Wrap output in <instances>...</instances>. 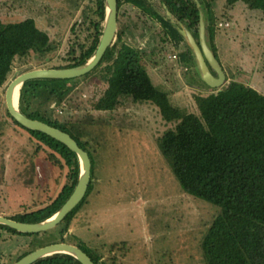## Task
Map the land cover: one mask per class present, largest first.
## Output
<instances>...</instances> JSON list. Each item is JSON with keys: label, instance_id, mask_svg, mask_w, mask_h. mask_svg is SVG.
I'll use <instances>...</instances> for the list:
<instances>
[{"label": "trees", "instance_id": "1", "mask_svg": "<svg viewBox=\"0 0 264 264\" xmlns=\"http://www.w3.org/2000/svg\"><path fill=\"white\" fill-rule=\"evenodd\" d=\"M92 1L96 5L93 11L95 19L85 10L82 23L72 28L76 34L77 28L90 22L89 30H94L92 40L90 43L76 42V47L68 53L66 64L52 69L85 65L97 52L103 36L106 0ZM118 2L119 23L123 8L131 5L159 22L175 48H186L177 60L183 69H188L192 87L198 90L194 93L197 112L174 103L168 92L156 86L147 70L145 53L125 40L123 29L118 30L101 64L89 75L72 80L27 82L20 92V110L33 120L71 135L92 159V182L83 202L51 231L24 234L0 225V264H16L40 248L60 243L79 247L95 264H122L129 254L124 244L103 250L90 249L75 234L72 225V220L87 202L94 187L95 165L89 151L91 144L86 140L89 129L85 121L76 119L73 114L59 117L58 110L75 108L69 98L78 89L81 79L98 70H102L101 78L107 83V88L100 100L94 103L93 110L115 112L124 107L128 99L158 108L161 119L173 126L160 139L161 149L171 161L184 192L221 208V213L205 227L201 249L206 264H264V92L240 78L241 67L235 63L237 51L230 46L237 42L234 32L218 29L222 21L236 23L237 15L243 11L248 15L262 14L264 17V0H162L170 14L197 40L200 7H204L211 46L228 76L225 86L218 89L204 83L180 27L161 15L150 0ZM53 51L51 36L41 29L36 20L4 22L0 19V90L18 76L35 70L31 66L14 77L19 60L39 58L49 61ZM260 52L261 61L255 74L264 73V48ZM238 60L241 63L242 59ZM77 108L81 109L80 106ZM6 111L13 123L29 136V144L34 149L30 160L34 180L38 172L37 159L50 164L55 182L39 202L5 217L23 223H41L56 215L73 195L79 183L80 161L65 144L44 133L26 129L14 120L8 109ZM35 264L82 263L72 256L59 254Z\"/></svg>", "mask_w": 264, "mask_h": 264}, {"label": "rangeland", "instance_id": "2", "mask_svg": "<svg viewBox=\"0 0 264 264\" xmlns=\"http://www.w3.org/2000/svg\"><path fill=\"white\" fill-rule=\"evenodd\" d=\"M150 1L161 15L177 27L182 26L162 0ZM95 7L92 0H0V19L36 20L51 36L54 47L49 61L19 60L13 76L31 66L36 70L66 64L76 42L92 40L90 22L77 28L76 34L72 28L82 23L85 10L95 19ZM200 8L204 11L203 6ZM235 22L222 21L218 29L234 32L237 42L230 46L237 51L235 63L241 67L240 78L264 92V73L255 74L261 61L260 50L264 48V17L243 11ZM119 29L126 32V41L145 53L147 70L156 86L168 92L174 103L197 112L194 93L198 90L192 87L188 69H183L175 58L186 48H175L159 22L131 5L122 10ZM217 44L220 45L218 40ZM101 72L81 79L69 98L75 108L64 105V110H58L59 117L73 114L85 121L89 129L86 140L91 144L89 151L95 165L94 187L72 220L75 234L90 249L126 245L129 254L122 264H206L201 249L205 227L221 213V208L184 192L171 161L161 149L160 139L173 126L161 119L158 108L128 99L115 112L93 110L107 88ZM8 86L0 90L2 216L20 213L24 206L39 202L55 182L50 164L37 159L34 180L30 161L34 149L29 136L7 115ZM77 106L81 109L77 110Z\"/></svg>", "mask_w": 264, "mask_h": 264}, {"label": "water", "instance_id": "3", "mask_svg": "<svg viewBox=\"0 0 264 264\" xmlns=\"http://www.w3.org/2000/svg\"><path fill=\"white\" fill-rule=\"evenodd\" d=\"M106 14L104 22L103 36L100 45L94 57L85 65L71 69H36L26 72L13 80L6 91V105L11 116L26 129L44 133L53 139L65 144L74 153L77 154L80 161L79 183L67 203L52 218L36 224L18 222L0 215V225L12 228L24 234H40L57 228L66 218L83 202L92 182V160L90 155L83 150L78 142L71 135L57 128H54L44 122L33 120L26 116L19 107L20 92L22 87L29 81L54 79V80H72L83 78L92 73L102 62L109 48L114 43L119 30V2L118 0H106ZM180 32L185 38L195 60L201 78L206 85L212 89H218L225 86L228 76L211 46L206 14L201 11L199 40L193 33L181 26ZM18 101L16 103V93ZM69 255L76 258L82 264H95L91 257L79 247L60 243L40 248L27 255L16 264H35L43 259L55 255Z\"/></svg>", "mask_w": 264, "mask_h": 264}, {"label": "bare ground", "instance_id": "4", "mask_svg": "<svg viewBox=\"0 0 264 264\" xmlns=\"http://www.w3.org/2000/svg\"><path fill=\"white\" fill-rule=\"evenodd\" d=\"M18 95H19V93L17 92V93H16V103H17V101H18Z\"/></svg>", "mask_w": 264, "mask_h": 264}, {"label": "built area", "instance_id": "5", "mask_svg": "<svg viewBox=\"0 0 264 264\" xmlns=\"http://www.w3.org/2000/svg\"><path fill=\"white\" fill-rule=\"evenodd\" d=\"M175 58H177V57H175Z\"/></svg>", "mask_w": 264, "mask_h": 264}, {"label": "flooded vegetation", "instance_id": "6", "mask_svg": "<svg viewBox=\"0 0 264 264\" xmlns=\"http://www.w3.org/2000/svg\"><path fill=\"white\" fill-rule=\"evenodd\" d=\"M89 154V153H88ZM92 160V159H91Z\"/></svg>", "mask_w": 264, "mask_h": 264}]
</instances>
